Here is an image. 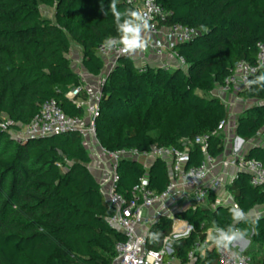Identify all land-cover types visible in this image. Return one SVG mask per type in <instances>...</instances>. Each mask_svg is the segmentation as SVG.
<instances>
[{
	"label": "trees",
	"instance_id": "trees-1",
	"mask_svg": "<svg viewBox=\"0 0 264 264\" xmlns=\"http://www.w3.org/2000/svg\"><path fill=\"white\" fill-rule=\"evenodd\" d=\"M156 1L169 13L166 26L178 24L197 32L192 40L172 49L185 68L148 67L139 73L130 57L118 58L101 87L96 138L109 151L143 152L150 146L186 149L189 159L184 170H188L203 162L194 137H208L210 157L220 158L224 152L223 133L213 132L228 114L223 104L208 95L224 85L236 63L255 65L257 47L264 45V0ZM111 2L0 0V124L5 117L14 125H27L50 100L69 118L84 116L82 108L65 98L66 90L82 86L67 55L73 42L81 50L82 69L92 77L101 75L97 47L106 38H119ZM40 3L54 8L55 21L42 18ZM115 3L122 14L136 11L120 0ZM262 73L264 69L238 93L253 104L238 116L235 136L244 142L260 136L261 145L244 157L264 169V87L252 83ZM200 92L204 96L197 95ZM172 106L182 111L181 118L162 115ZM164 125L169 128L162 129ZM89 163L77 133L15 143L0 128V264L112 263L115 245L124 236L106 223L113 210L88 170ZM117 172V191L124 196L145 173L132 161H121ZM147 174L149 189L165 190L169 179L163 162L154 161ZM226 190L233 205L246 215L264 207L263 193L249 185L246 174H238ZM214 199L210 192L206 206L175 212V220L190 227L186 237L171 241L172 256L180 262L204 243L210 229L236 231L244 224L232 220V207L212 209ZM244 225L252 231L251 248L259 250L245 254L260 253L258 261L251 259L253 264H264V214ZM171 228L169 217H159L147 232V250H160ZM216 249L204 258L196 254L195 264H217Z\"/></svg>",
	"mask_w": 264,
	"mask_h": 264
},
{
	"label": "built area",
	"instance_id": "built-area-1",
	"mask_svg": "<svg viewBox=\"0 0 264 264\" xmlns=\"http://www.w3.org/2000/svg\"><path fill=\"white\" fill-rule=\"evenodd\" d=\"M120 2L127 7L140 11L147 19L148 29L142 33V38L145 47L150 49L157 58L162 59L166 52L172 53V49L177 44L189 42L197 35L194 29L178 24L166 26L169 13L156 0H120ZM96 55L102 61L103 70L108 71L107 75L114 69L118 58L129 57V54L119 51V45L112 49H106L103 47V43L97 47ZM172 55L176 61V68H185L184 61L174 53ZM135 66L139 73H145L149 67L146 64H135ZM160 68L168 70L166 66ZM260 69H264V45L259 44L255 65H249L245 62L236 63L232 74L225 80L224 85L217 86L218 99L224 102L225 95L229 94L237 100L238 93L247 89L248 80L256 75ZM105 79L106 77L102 80L100 87L92 92L80 86L65 93V98L76 107L84 110L82 118L65 116L56 102L50 100L41 106L29 124L14 125L4 117L1 120L0 128L15 143L65 133H77L79 135L90 157L87 168L92 175L91 170L95 172L100 193L107 205L113 210V214L106 219V223L109 228L119 231L124 236V241L115 245V258L111 264H195L196 254H200L201 258H204L206 252L211 251L216 246L206 237L203 244L196 245L188 253L185 262L177 260L172 256L171 241L186 237L190 232V227L186 222L175 220L172 213L169 215L170 219L174 218L171 219V232L169 236L163 239L160 250L151 251L146 248L147 232L157 222L158 218L164 215L167 203L180 202L181 207L177 211L204 207L208 203L210 192L215 193L217 190L223 189L224 195L215 194L214 202L210 205L211 208L214 209L218 206L233 207L232 198L229 199L231 196L226 187L232 183L238 174L243 173L248 176L249 185L261 190L264 195V169L259 162L253 159H245L244 156L234 150L226 153L229 139L224 130L227 126V120L219 122L213 132V134L223 133L224 135L222 156L217 159L210 157L207 153L208 137L196 136L193 139V144L200 149L203 162L198 167L188 170H184L189 159L186 149L179 150L174 147L158 146H150L147 151L143 152L136 149L117 151L104 149L99 145L96 138L95 121L99 117L98 104L101 87ZM233 106L232 102L228 104V108ZM92 154H97L100 158L94 159ZM157 160L166 165L169 179L165 190L160 193L149 189L147 174L150 163ZM121 161L136 162L145 171L127 196L117 191L119 182L117 169ZM215 169H220L225 173L229 169L233 170L227 184L224 185L220 180L210 178ZM144 179L147 180L146 184L143 182ZM156 208L163 211H156L153 216L150 215L149 211ZM251 212L248 215H251ZM262 215L255 213L251 217L252 220H257ZM178 224L182 227L176 230ZM248 245L249 242L241 238L232 241L228 249L216 247L217 264H253L250 256L245 254Z\"/></svg>",
	"mask_w": 264,
	"mask_h": 264
},
{
	"label": "clouds",
	"instance_id": "clouds-1",
	"mask_svg": "<svg viewBox=\"0 0 264 264\" xmlns=\"http://www.w3.org/2000/svg\"><path fill=\"white\" fill-rule=\"evenodd\" d=\"M111 13L116 24L119 38H106L103 41V47L106 49H112L119 45V51L125 54L134 53L138 49L145 47V42L142 38V33L148 29V21L140 11H130L127 13H121L116 8L115 0H112L109 5ZM123 16V19H122ZM252 83L264 87V73L257 76ZM145 184L147 180L143 181ZM231 199V197H229ZM246 213L239 208L238 205H234L231 209V218L234 222L242 221L245 219ZM210 235L208 239L219 249H228L232 241L241 239L245 233L238 232L232 229H210ZM215 233L214 235L211 233ZM155 235V234H154Z\"/></svg>",
	"mask_w": 264,
	"mask_h": 264
},
{
	"label": "crops",
	"instance_id": "crops-1",
	"mask_svg": "<svg viewBox=\"0 0 264 264\" xmlns=\"http://www.w3.org/2000/svg\"><path fill=\"white\" fill-rule=\"evenodd\" d=\"M129 57L132 59V61L136 64H146L151 68H160L161 66H166L168 68V70H172L174 68H176V61L172 55L171 52H166L163 56L162 59L157 58L156 56L153 55L152 51L146 47H144L143 49H138L136 50L134 53L129 54ZM68 58V56H67ZM78 74L80 76V80H81V84L82 87L89 91L92 92L95 88L94 87V80L99 79L98 77H92L90 75H88L81 67V69L78 71ZM70 90V89H69ZM67 90V92L69 91ZM66 92V93H67ZM237 102H244L247 104V106L241 111L239 109H237L238 107V103ZM236 108H233L232 114L227 118V126L225 128V134H227L229 142H228V150H227V154L230 153L231 150L236 151L238 154L245 156L246 153L251 149V148H255V147H259L261 145V138L260 136L256 137L253 140H250L248 142H240L239 138L235 136V125H236V120L238 118V116L243 113V111H245L248 107H250L253 102L251 101H246L240 97H237L236 100ZM228 108H225L226 113L228 114V111L226 110ZM152 163H150L151 166ZM233 174V170L229 169L226 173L224 171H221L220 169H215L212 172L211 175V179H218L220 180L224 185L227 184L228 180H229V176ZM225 191L223 189H219L217 190L214 194L216 195H224ZM168 205H172L173 210H179V208L181 207V203L180 202H176V203H172V202H168ZM159 211L162 212V209H154V210H150L149 214L150 215H154V212Z\"/></svg>",
	"mask_w": 264,
	"mask_h": 264
},
{
	"label": "rangeland",
	"instance_id": "rangeland-1",
	"mask_svg": "<svg viewBox=\"0 0 264 264\" xmlns=\"http://www.w3.org/2000/svg\"><path fill=\"white\" fill-rule=\"evenodd\" d=\"M39 11H40V15L42 16V18H45V19H48V20H50V21H55V16H54V8H47V7H45V5L43 4V3H40V7H39ZM80 26L82 27V28H85L86 27V24L84 23V22H82L81 24H80ZM68 59H69V61H70V65H71V68L78 74V71L81 69V60H82V54H81V50H80V48L78 47V46H76L73 42L71 43V47H70V50H69V53H68ZM107 72L108 71H106V70H103V72H102V75H101V77L99 78V79H97V80H94L93 81V83H94V87L93 88H95V89H97V88H99L100 87V84H101V82H102V80L106 77L107 78ZM94 89V90H95ZM93 90V91H94ZM218 88L217 87H215V89L213 90V91H211V93L208 95V97L209 98H213V99H216L219 103H221V104H226V106H225V108H228V104H230V102H232L233 103V107H231V108H228V109H226L227 111H228V115L230 116L231 114H232V111H233V108H236L237 106H236V100H235V97L234 96H232V95H229V94H227V95H225V97H224V102L221 100V99H218ZM67 91V90H66ZM65 91V92H66ZM197 95H199V96H204V94L202 93V92H200V93H197ZM238 104V107H237V109H239L240 111H241V109L243 110L246 106H247V104L246 103H244V102H237ZM168 111L167 112H164V113H162V115L165 117V118H170L171 120H176V119H178L179 117L181 118L182 116H183V114H182V111L179 109V108H175L174 106H172V107H168ZM152 125V124H151ZM152 128H154V125H153V127ZM169 128V126H167V125H164V127L162 128V129H165V130H167ZM152 133L154 134L155 133V131H152ZM99 143V145H100V142H98ZM101 146V145H100ZM92 155H94V159L96 158V159H98V158H100V157H98L97 156V154L95 155V154H92ZM92 172H93V175H94V178L96 177V174H95V172L93 171V170H91ZM173 209H175V208H173L172 207V205H168L167 207H166V209H164V215L163 216H167V217H169V215H170V213H172L173 215L175 214V212H177V210L175 211V210H173ZM156 210H157V208H156ZM255 213H259V214H264V207H257V208H255L252 212H251V215L252 214H255ZM251 215H248V216H245V219L244 220H242L243 221V223L245 224L247 221H249V220H252V217H251ZM242 225V226H240V227H238L237 229H236V231H238V232H243V233H245V235H244V237H243V239L247 242H249V245H248V248H247V250L246 251H248V250H250V252H256V250H258V249H255L254 247H252L251 248V246H253L252 244H251V235H252V231L250 230L249 232H247V227L245 226V225ZM211 234H215V233H211ZM209 235H210V232L208 231L207 232V236L206 237H209ZM255 246V245H254ZM259 251V250H258ZM249 256H250V258H254L255 260L254 261H258L259 260V258H260V253H257V254H255V255H251V254H249ZM253 262V261H252Z\"/></svg>",
	"mask_w": 264,
	"mask_h": 264
},
{
	"label": "bare ground",
	"instance_id": "bare-ground-1",
	"mask_svg": "<svg viewBox=\"0 0 264 264\" xmlns=\"http://www.w3.org/2000/svg\"><path fill=\"white\" fill-rule=\"evenodd\" d=\"M182 226L180 225V224H178L177 226H176V230L178 229H180Z\"/></svg>",
	"mask_w": 264,
	"mask_h": 264
},
{
	"label": "water",
	"instance_id": "water-1",
	"mask_svg": "<svg viewBox=\"0 0 264 264\" xmlns=\"http://www.w3.org/2000/svg\"><path fill=\"white\" fill-rule=\"evenodd\" d=\"M240 142H242L240 139H239ZM242 174V173H241ZM171 219H174V218H171Z\"/></svg>",
	"mask_w": 264,
	"mask_h": 264
}]
</instances>
